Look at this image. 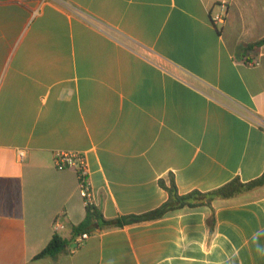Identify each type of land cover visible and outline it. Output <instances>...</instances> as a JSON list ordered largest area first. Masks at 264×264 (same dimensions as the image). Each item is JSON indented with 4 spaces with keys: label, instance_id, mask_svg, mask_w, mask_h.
Masks as SVG:
<instances>
[{
    "label": "crops",
    "instance_id": "crops-1",
    "mask_svg": "<svg viewBox=\"0 0 264 264\" xmlns=\"http://www.w3.org/2000/svg\"><path fill=\"white\" fill-rule=\"evenodd\" d=\"M226 1L213 24L220 0H0V264H264V186L80 241L53 161L84 155L106 220L157 209L171 176L184 195L264 173V45L244 52L264 0ZM56 219L67 247L35 260Z\"/></svg>",
    "mask_w": 264,
    "mask_h": 264
},
{
    "label": "trees",
    "instance_id": "trees-1",
    "mask_svg": "<svg viewBox=\"0 0 264 264\" xmlns=\"http://www.w3.org/2000/svg\"><path fill=\"white\" fill-rule=\"evenodd\" d=\"M262 45H264V38L248 44L244 48V52L248 53L254 51ZM250 60L251 59L248 58L245 62L248 63ZM160 185L168 193V199L157 209L140 216H129L106 220L103 218L101 212L92 203H87L85 205V217L83 221L77 225H71V234L75 237L84 233L92 234L96 230L123 227L127 224L135 222L153 220L162 217L167 212L182 209L184 207L198 208L206 206L211 208V204L215 199H229L260 186H264V173H262L258 178L247 183H243L238 178H234L223 186L207 193L192 191L190 193L180 195L177 192L172 176L170 177V183L168 186H166L163 182H160ZM209 225L212 228V217L209 219ZM66 247L67 240L62 238L59 233L55 232L46 246L34 257V259L55 258L62 253Z\"/></svg>",
    "mask_w": 264,
    "mask_h": 264
},
{
    "label": "built area",
    "instance_id": "built-area-1",
    "mask_svg": "<svg viewBox=\"0 0 264 264\" xmlns=\"http://www.w3.org/2000/svg\"><path fill=\"white\" fill-rule=\"evenodd\" d=\"M227 1L220 0V8L221 12L212 16L213 24H223L227 15ZM256 65V63H253ZM259 125L264 128V122H260ZM18 161H22L24 159V152L17 151ZM53 161L55 168L58 171L73 168L75 169L78 184H79V192L81 197L83 198L85 205L87 203H91L90 196V184H89V170L88 164L83 154L78 152H56L53 156ZM55 232H59L64 229V225L60 222V220L56 219L53 224ZM89 237L88 234H81L79 237L80 241H84Z\"/></svg>",
    "mask_w": 264,
    "mask_h": 264
}]
</instances>
